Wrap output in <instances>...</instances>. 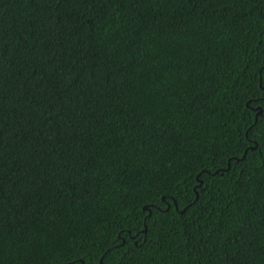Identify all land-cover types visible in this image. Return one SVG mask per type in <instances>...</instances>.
<instances>
[{
    "label": "trees",
    "instance_id": "trees-1",
    "mask_svg": "<svg viewBox=\"0 0 264 264\" xmlns=\"http://www.w3.org/2000/svg\"><path fill=\"white\" fill-rule=\"evenodd\" d=\"M80 261L264 264V0H0V264Z\"/></svg>",
    "mask_w": 264,
    "mask_h": 264
},
{
    "label": "water",
    "instance_id": "water-1",
    "mask_svg": "<svg viewBox=\"0 0 264 264\" xmlns=\"http://www.w3.org/2000/svg\"><path fill=\"white\" fill-rule=\"evenodd\" d=\"M257 110H258V112H257V114L255 115V120L257 119V116L261 114V110H260V108H257ZM200 184H201V181H200L199 185H200ZM144 232H145V229H144ZM80 263H81V264H84L83 261H80ZM99 264H102V263L100 262Z\"/></svg>",
    "mask_w": 264,
    "mask_h": 264
}]
</instances>
